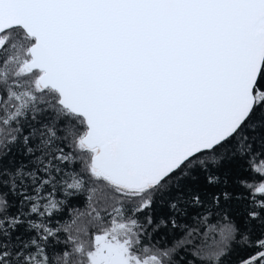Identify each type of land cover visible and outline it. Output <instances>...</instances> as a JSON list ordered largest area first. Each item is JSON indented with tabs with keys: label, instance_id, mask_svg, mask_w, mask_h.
Masks as SVG:
<instances>
[{
	"label": "snow or ice",
	"instance_id": "obj_1",
	"mask_svg": "<svg viewBox=\"0 0 264 264\" xmlns=\"http://www.w3.org/2000/svg\"><path fill=\"white\" fill-rule=\"evenodd\" d=\"M0 264H264V0H0Z\"/></svg>",
	"mask_w": 264,
	"mask_h": 264
}]
</instances>
